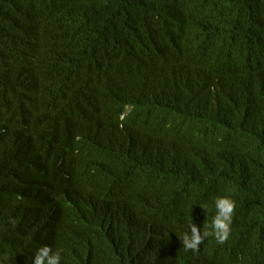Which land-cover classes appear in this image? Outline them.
<instances>
[{"label":"trees","instance_id":"1","mask_svg":"<svg viewBox=\"0 0 264 264\" xmlns=\"http://www.w3.org/2000/svg\"><path fill=\"white\" fill-rule=\"evenodd\" d=\"M98 171L124 177L106 184L137 211L121 223L175 252L229 195V238L194 253L264 264V0H0V264L44 245L59 264H125L132 242L102 222L87 243L63 217L75 193L98 203L81 187Z\"/></svg>","mask_w":264,"mask_h":264},{"label":"clouds","instance_id":"2","mask_svg":"<svg viewBox=\"0 0 264 264\" xmlns=\"http://www.w3.org/2000/svg\"><path fill=\"white\" fill-rule=\"evenodd\" d=\"M122 173L98 171L92 172L82 183L81 187H92L97 190L100 200L95 205H83L80 203L76 193L64 201L63 217L77 220L85 225L84 237L87 243L92 242L97 237L100 223L104 222L106 228L116 235H121L127 243L132 242V246L126 252L125 264H154L153 254L157 248L162 250V257L159 261H166L167 264H186V259L198 258L194 252H199V246L207 237H214L218 243H225L231 233V224L235 210V202L229 195L217 196L214 199L216 214L211 223L203 225V231L197 224L191 222L188 225L189 231H185L180 241L186 250L174 251L175 240L167 232H158L148 221V226L156 231V235L148 237L144 231L132 226L123 225L122 218H127L137 213L132 202L125 206L119 200L114 199L111 193H106V184H113L115 187L119 182H123ZM205 211L206 206L201 205ZM80 219H84V222ZM13 223H15L13 221ZM145 242V249L137 253L139 245ZM192 250L193 252L189 251ZM60 253L53 252L52 248L44 245L36 250L33 257V264H59ZM196 264H200L199 258Z\"/></svg>","mask_w":264,"mask_h":264},{"label":"bare ground","instance_id":"3","mask_svg":"<svg viewBox=\"0 0 264 264\" xmlns=\"http://www.w3.org/2000/svg\"><path fill=\"white\" fill-rule=\"evenodd\" d=\"M92 251V250H91Z\"/></svg>","mask_w":264,"mask_h":264}]
</instances>
